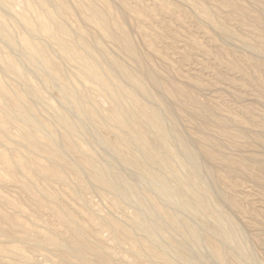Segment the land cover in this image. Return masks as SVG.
<instances>
[{
    "label": "rangeland",
    "instance_id": "obj_1",
    "mask_svg": "<svg viewBox=\"0 0 264 264\" xmlns=\"http://www.w3.org/2000/svg\"><path fill=\"white\" fill-rule=\"evenodd\" d=\"M39 21L52 33L63 29L75 54L30 32L28 22ZM0 26V264H165L146 241H131L143 238L131 226L148 210L164 248L185 257L171 254L174 264H226L215 235L165 203L140 152L119 143L121 130L109 121L114 102L94 73L125 110L164 112V128L202 163L213 205L249 234L264 264V0H0ZM26 108L41 131L11 117ZM57 112L76 123L75 135ZM133 128L154 142L143 122ZM89 160L123 178L133 190L126 200L92 178ZM184 221L199 246L173 224ZM80 244L102 258L81 262L70 251Z\"/></svg>",
    "mask_w": 264,
    "mask_h": 264
},
{
    "label": "bare ground",
    "instance_id": "obj_2",
    "mask_svg": "<svg viewBox=\"0 0 264 264\" xmlns=\"http://www.w3.org/2000/svg\"><path fill=\"white\" fill-rule=\"evenodd\" d=\"M28 29L32 33L48 34L57 42L59 48L65 54H75L76 44H70L64 40H61L60 38L61 33L64 32L63 29L59 28L58 33H52L50 28L42 21L34 23L28 22ZM0 34H3V28L1 26ZM12 40L14 39L12 38ZM128 45L129 51L134 53L132 46L130 44ZM26 47L35 51L40 56L44 57L47 55V51L39 49L38 47L33 46V44H28ZM35 56L37 55L35 54ZM84 66L86 67V64ZM7 68L10 71L17 72V66L14 64L9 63ZM93 77L99 82L100 91L106 93L114 102V110L112 111V115L109 116V121L116 124L121 130V134L118 136L119 143L121 145L127 146L130 149H137V151L140 152L144 161V168H146L149 173V182L151 185H153L161 198L166 201L165 203L179 207L183 214L187 213L195 216L200 224L209 230L210 233L212 232L220 241L219 243L222 245L224 251L226 249V257L224 256V253L220 255L221 258H226V264H259L254 249L250 245L251 238H249V234L247 235L245 234L246 232L244 233L238 229L233 224L231 219L226 216V214L220 208L213 205L209 195V186L203 178V165L197 155L191 149L190 144L182 137L175 135L171 130H166L164 128V112L154 107L144 108L136 105H134V107L129 110H125L123 108L121 98L118 95L112 94L109 91L107 84L101 80L98 75L94 73ZM129 79L132 80L131 82H133V84H136L134 85V88H140L139 90L143 91L145 98L150 100L151 94L143 89L141 81L139 79H131V77H129ZM84 97L88 98V95L85 94ZM81 100L83 99L81 98ZM78 105H80V103H78ZM26 113H30L28 108H26L24 112L22 111L20 115L11 117L21 121L32 122L35 126V129H37V131H41L43 129L42 123H38L37 121L33 120L32 117V119H28L25 115ZM56 118L60 124H62L67 129L68 137L75 135L77 132L76 123L58 112L56 113ZM121 120H123V122ZM137 121H141L146 125L145 131L147 135L152 136L154 139L152 144H146L144 137L139 132L134 130L133 124ZM49 138L51 139V142H55V139L52 135H50ZM169 160H172L178 165H184L186 169L185 173L176 171L173 167H171L169 165ZM87 162L89 170L93 173L92 178L95 179L99 184L103 185L107 190L113 192L117 201H124L128 198L133 190L130 188V186H128L127 183H125L120 175H115L108 167L97 165L90 160ZM125 163L128 165L130 164L129 161H125ZM119 181L121 182L119 183ZM148 213L150 214L151 212L148 210ZM147 214H139L137 216V220H134L131 226L133 232L137 230L142 234L143 238H136L137 240L131 238V241H146L151 248L158 250V256L167 262L165 264H174L172 261L173 258L170 257L171 254H174L181 260H185V257L180 250L172 251L164 248L160 240V230H162V228L160 225L155 224L152 220H150ZM200 219L203 222H201ZM173 224L180 228L182 232L188 230L190 237H195L194 242L196 246L201 244L202 241H200L201 239L198 237L199 235H197L198 231L187 221L173 222ZM102 230L103 229H100L98 232ZM199 231L201 233L200 229ZM70 251H72L74 256L77 257L81 262L85 263L88 262L87 254L93 255V257L96 258H102L99 253L91 252L87 249V247L81 244L77 248H70ZM95 261L93 260V264H105ZM188 264L195 263L188 261Z\"/></svg>",
    "mask_w": 264,
    "mask_h": 264
}]
</instances>
